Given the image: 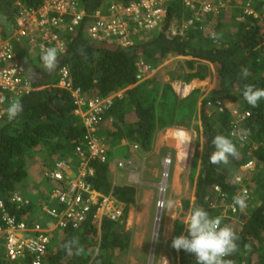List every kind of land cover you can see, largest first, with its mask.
<instances>
[{
	"label": "trees",
	"instance_id": "obj_1",
	"mask_svg": "<svg viewBox=\"0 0 264 264\" xmlns=\"http://www.w3.org/2000/svg\"><path fill=\"white\" fill-rule=\"evenodd\" d=\"M18 1L32 9L43 5V0H0L3 39H9L14 31L19 14ZM204 1L219 4V0ZM221 1L224 8L219 5L217 14L209 12L205 18L196 20L184 0H172L166 5L168 17L162 28L153 33L141 32L133 37L132 46L124 47L116 40L102 43L92 40L87 23L98 10L106 15L114 4L127 7L137 0H81L89 17L72 32L58 31L66 50L59 55V66L51 74L43 69L41 56H32L25 42L15 44L17 58L28 61L33 72L41 78L34 82L32 92L15 97L23 103L24 111L11 122L4 115L0 125V200L4 201L8 212L30 227L38 224L34 216L35 200L31 198L29 205L12 202L13 195L20 194L19 188L27 184L35 158L45 161L46 169L64 162L73 172L79 170L80 160L75 153L78 148H87V132L83 120L74 112L72 94L57 87L63 67L69 69L73 87L81 89L88 99L112 100V106L101 116V123L111 120L115 129L114 132L104 130L110 146L108 160L102 163L97 158L89 159L94 175L85 183L98 194H112L116 201L125 205L123 217L117 222L99 221L93 207L79 229L69 226L50 232L51 243L42 264H123L127 260L131 236L126 230V221L130 207L136 204L137 188L122 182L115 184L111 162L117 157L115 153L123 148L137 146L141 154H151L156 135L175 127L194 128L199 136L188 177L191 192L182 199L179 217L174 222L175 231L168 243L175 264H196L194 254L183 249L177 251L171 243L174 237L185 233L188 213L199 206L213 217H223V223L230 225L240 237L238 251L226 259L234 264H264V99L258 107H252L242 95L245 84L264 88V0ZM198 7L194 4V8ZM246 7L251 8L252 13L245 12ZM172 29L183 34L174 36ZM81 47L84 56L78 52ZM175 58L177 61L183 59L189 70L185 78L187 83L194 79L204 81L213 71L217 75L212 95L200 110L195 103V95L202 94L199 90L181 101L170 84L156 85L152 89L151 102L143 98L146 85L142 84L147 82H138L137 63L143 60L157 69ZM35 60L41 64L35 66ZM243 67L249 69L246 79L240 76ZM208 102L231 104L219 112L215 105L208 107ZM234 111L241 115L238 123L232 115ZM193 121L199 124L195 126ZM241 130L250 132L241 138L238 135ZM217 134L233 139L238 149L239 155L230 157L227 165L209 163L214 151L211 141ZM129 154L121 152L120 158L128 159ZM250 163H254L253 170L243 171ZM238 175L250 183L247 206L243 211L236 206V212L231 208L225 212L222 206H232L237 194L233 181ZM44 180L51 189L66 183ZM216 187L221 193H216ZM41 189L43 191L44 187ZM193 190L195 196H192ZM74 236L79 237L84 247L81 255H76L75 249L69 253L63 247ZM3 242L0 236V264H9ZM32 261L33 257L27 256L14 264H32Z\"/></svg>",
	"mask_w": 264,
	"mask_h": 264
},
{
	"label": "built area",
	"instance_id": "obj_2",
	"mask_svg": "<svg viewBox=\"0 0 264 264\" xmlns=\"http://www.w3.org/2000/svg\"><path fill=\"white\" fill-rule=\"evenodd\" d=\"M171 1L137 0L127 7L114 4L106 15L98 10L87 23L88 35L96 42L116 40L120 45L130 47L133 45L135 35L154 31L164 26L168 17L166 5ZM197 1L202 4V0ZM184 3L187 7L191 6L189 0H184ZM16 7L19 14L15 19L12 36L9 39H3L0 33V113H4V107L9 100L12 101L15 97L34 90L33 84L26 78L25 61L19 60L16 56L15 44L25 42L27 49L34 57L41 56L42 48L53 46L58 48L59 55H61L65 52L66 45L58 31L72 32L89 17L82 7L81 0H43V5L38 9H32L18 1ZM208 9L205 6V10L210 12ZM172 34L177 36L175 29H172ZM137 69L138 82L144 81L156 71L153 66L143 60L137 63ZM57 87L72 94L75 102L74 112L84 122L88 144L86 149L76 150L75 156L80 160L77 173L73 172L64 162H58L54 168L45 170L43 177L47 180L54 183L66 181L63 183L64 186L51 189L48 194L50 200L55 201L58 208L46 207L45 212L56 220L57 229H66L69 226L79 229L92 212L93 207H95L99 221L108 219L117 222L123 216L122 203L116 201L112 194L109 196L98 194L85 183L89 176L94 175L89 167V159L97 158L102 163L108 160L110 149L108 138L98 136L97 131L101 116L112 106V100L88 99L81 89L73 87L71 74L67 67L60 69ZM213 105L219 112L225 109L223 102L207 103L208 107H213ZM232 115L238 123L241 115L237 111H234ZM3 117L4 115H0V125ZM134 149L138 150V147L134 146ZM111 163L120 169H130L131 173H137L141 169V163L136 160L115 159ZM253 168L254 163H250L243 167V171L253 170ZM239 178L238 182L235 179V185L240 186L243 183L242 176L239 175ZM215 191L221 193L219 187H216ZM12 202L18 205L30 204L20 194L13 195ZM233 210L236 212L234 207ZM0 213L2 222L0 231L5 236L7 261L20 262L30 256L33 257L32 264H42L51 243L49 232L40 223L30 227L28 223L12 215L2 200H0Z\"/></svg>",
	"mask_w": 264,
	"mask_h": 264
},
{
	"label": "rangeland",
	"instance_id": "obj_3",
	"mask_svg": "<svg viewBox=\"0 0 264 264\" xmlns=\"http://www.w3.org/2000/svg\"><path fill=\"white\" fill-rule=\"evenodd\" d=\"M189 1H191V10L194 12V15L196 14V16H194L196 20L205 18L206 13H209L205 10V6L209 8L208 10H210L213 14H217L219 5L224 8L221 0H219V4L216 5H213L212 2L206 3L204 0H202V4L198 3L197 0ZM194 4L199 5V7L194 8ZM247 11L252 13V9L249 7H246L245 12ZM151 33H153V31H151ZM176 33L177 35L179 34L178 32ZM181 34L183 33H180L179 35ZM171 62L172 60L168 62L169 66L165 63L163 67L167 66L166 69L171 67L173 70L172 72L175 74H183L182 64L180 62L177 64ZM193 91H195V89ZM209 97H211V94ZM200 98L201 94L195 95L197 109ZM223 104L225 108H229V106H226V103ZM187 108L189 107L187 106ZM192 123L196 126V124H199V121H193ZM166 130L167 129L163 131L164 140L159 137L155 139L154 144H156V147L151 154H141L138 150L132 147L123 148L121 151L115 153L117 156L115 159L117 160H136L141 163V169L137 173H131L130 169H120L112 164L111 174L115 184L122 182L124 184L134 185L137 188L136 204L130 207L127 215L126 230L130 233L131 239L126 257L127 260L123 264H175L173 255L169 250L168 243L172 239L175 231L174 222L179 217L182 208V199L188 196L191 192L188 177L190 175L191 163L196 154L195 148L199 140V136L194 128L185 129L183 127H178V130L183 131L184 134L181 135L183 137H179V142L176 145L169 140L172 134H168V131ZM100 132L103 133L105 131L100 128ZM121 152L127 155L130 153V158H120L122 157L120 155ZM165 162L167 163L165 164ZM44 167H46L45 164ZM37 170V172H40V169ZM45 170L43 168L41 169V172L43 171V176ZM249 171L250 170L246 172ZM129 176H131V179ZM234 181L233 186H236V190H234V192H237L238 194L241 190L247 189L249 198L250 192L247 186H249L250 183L243 179V183L239 186L235 185ZM43 186L44 190L38 198L40 203H44L45 192L49 187L45 183ZM34 187L35 186L33 184H24L19 188L18 193L24 195V192L26 193V191L31 189V191H29V195L33 196V193L36 190ZM40 189L41 188L39 187V192L41 191ZM193 194L194 190L192 191V196ZM165 197L173 199L176 202L175 207L171 210L163 211L157 207V201ZM213 202L216 203V201ZM122 205L125 207L123 203ZM232 206L224 205L222 208H224L225 212H227L229 208L233 209L234 206Z\"/></svg>",
	"mask_w": 264,
	"mask_h": 264
},
{
	"label": "clouds",
	"instance_id": "obj_4",
	"mask_svg": "<svg viewBox=\"0 0 264 264\" xmlns=\"http://www.w3.org/2000/svg\"><path fill=\"white\" fill-rule=\"evenodd\" d=\"M78 52L82 56L85 55L82 47L78 49ZM41 62L46 73H53L60 63L58 48L56 46L42 48ZM29 73H33V69L30 68ZM240 76L246 79L249 76V69L247 67L241 68ZM242 95L250 106L258 107L259 102L264 99V88H257L254 85L245 84ZM230 104L228 103L226 106L228 107ZM23 111L24 105L21 100L13 99L4 113H0V115H6L7 121L11 122ZM248 132L250 130H241L238 135L243 138V135ZM211 143L214 151L209 157V163L212 165H227L230 157L236 158L239 155L236 144L228 136L217 134ZM239 179V176H237V182ZM247 199V189L241 190L240 193L233 197L234 207L238 206L243 211L247 206ZM175 203L173 199L165 197L157 201V207L163 211L171 210L175 207ZM184 224L186 225V231L184 234L173 238L171 243L172 248L177 251L183 249L188 253L194 254L196 264H234L232 260L226 259V257L232 256L238 251L240 237L230 225L223 223V217L211 216L203 206L193 207L188 213ZM63 247L69 253L75 249L76 255H81L85 251L79 242V237L76 236L67 241ZM245 247L247 248L248 246L246 245Z\"/></svg>",
	"mask_w": 264,
	"mask_h": 264
},
{
	"label": "crops",
	"instance_id": "obj_5",
	"mask_svg": "<svg viewBox=\"0 0 264 264\" xmlns=\"http://www.w3.org/2000/svg\"><path fill=\"white\" fill-rule=\"evenodd\" d=\"M177 59L178 58L173 59L172 62L174 64H177L178 62H180L182 64V66H183V74H180V73H176L175 74L174 72H172L173 70L171 69V67L166 69V67L169 66L168 65V62L170 60L169 61H166L165 62L166 65H167L166 67H163V65L165 64L164 63L161 67H159V68L156 69V72L153 75L149 76L148 78H146L143 81V82H147V83H143L142 84V85H146L145 88H143L144 89L143 90V92H144L143 98L148 103H150L151 102V97H152V94H151L152 93V89L156 85H164V84H170V85H172V88L177 93L178 99L181 100V101L184 100V99H186L191 94V92L195 89V90H199L200 93H202L201 94V98L199 99V102H198V110H200V107L203 105V103L206 101V99L208 100L210 98L209 95L210 94L212 95V90L214 89V85H215V82L217 80L216 79V76L217 75L213 71V73H211L208 77H206V79L204 81H201L199 79H194L190 83H187V82H185V78H186V73L189 70H187V68H185V66H184L185 64H184L183 59H179L180 61L179 60L177 61ZM25 64H26V68H27V75H26L27 77L26 78L32 84H34V82L37 83V80H39L41 77L38 74H36L35 72L29 73V69L31 68L30 67V64H29L28 61H26ZM33 64L35 66H39L41 63L38 62V60H35L33 62ZM210 68L213 69L211 66H210ZM100 126H99L98 131H97V135L100 136V137L106 136L104 134V132L103 133L100 132V128L102 130H105L106 129V130L112 131V132L115 131L114 127L112 128L111 121H106L104 123L103 122L102 123L100 122ZM163 131H161L160 133H158L156 135V138L159 137L160 139L164 140L163 139V137H164L163 136ZM166 131H168V134L169 133L172 134V136H171V138L169 140H171L176 145L179 142V137H182L181 135L184 134L183 131L178 130V127H175L173 129L172 128H169ZM123 143L126 144V142H123ZM155 147H156V144H155L154 148ZM33 163L35 165L33 167L32 174H31L29 180L27 181V184L28 185H32L33 184L35 186L34 188H36V190L34 191L33 196L29 195L30 194L29 191H31V189L29 191H26V193L24 192V195H22V194H20V195L22 197H24L25 199L27 198V200L29 202H30L31 198L36 201V208H35V212H34L35 213L34 216L36 218V222L39 221L38 223H40L43 226V228L46 229L50 233V232L54 231L57 228H56L54 222H52V220H50L47 217L48 214L45 212V208L46 207H48V208L49 207L50 208H52V207L58 208V205L56 204L55 201L50 200V198L48 197L49 191L51 190V187H50L51 185L47 181L44 182L45 180L42 177L43 176L42 175V172L43 171L42 172L41 171L40 172H37L38 171L37 169H42L43 168L45 170V168H46V167H44V164H43L42 160L39 159V158H35L33 160ZM44 183L47 186H49L47 188V190H46V195H45V198L46 199L44 200V202L47 201L46 204L45 203H40V201H38L39 195L43 192L42 189H40L41 191L39 192L38 188L39 187L40 188H43L44 186H42V185H44ZM44 222L46 224H44ZM50 224H52V225L51 226H48ZM1 226H2V224H1ZM1 226H0V228H1ZM0 236H2L4 238L3 244L5 245V236H4V234H3L2 231H0ZM3 244L1 245V247H3ZM5 253H6V250H5ZM9 264H12V263H9Z\"/></svg>",
	"mask_w": 264,
	"mask_h": 264
},
{
	"label": "bare ground",
	"instance_id": "obj_6",
	"mask_svg": "<svg viewBox=\"0 0 264 264\" xmlns=\"http://www.w3.org/2000/svg\"><path fill=\"white\" fill-rule=\"evenodd\" d=\"M183 137V136H182ZM185 146V145H184Z\"/></svg>",
	"mask_w": 264,
	"mask_h": 264
}]
</instances>
